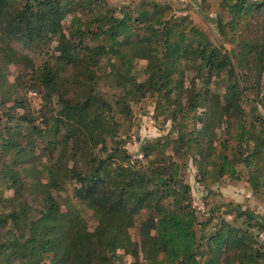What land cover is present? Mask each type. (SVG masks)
Masks as SVG:
<instances>
[{"label": "trees", "instance_id": "trees-1", "mask_svg": "<svg viewBox=\"0 0 264 264\" xmlns=\"http://www.w3.org/2000/svg\"><path fill=\"white\" fill-rule=\"evenodd\" d=\"M141 4L118 10L109 0H0V34L5 41L23 45L58 43V63L55 67L43 66L41 82L48 91L47 101L57 96L61 107L51 125L34 130L42 138L63 132L62 141L57 143L59 154L45 164L37 163L39 147L24 144L21 139L23 115L18 117L17 126L9 125L0 132V184L14 192L4 200L11 209L0 212V227L11 225L20 232L9 233L0 241V264H110L123 260L120 249L127 250L135 264H235L238 260L243 264L244 256L253 260L250 243L251 248L263 247L252 230L241 232L234 227L237 216L232 211L212 212L205 222L201 221V213L193 207L191 187L180 175L182 167L167 153L172 148L186 154L195 151L203 159L212 155L216 146L203 138L208 131L207 119L201 118L203 127L187 136L179 133L176 139L147 143L143 159L137 160L119 139L116 115L107 113L110 104L95 92L100 77L111 81L112 88L122 91L118 113L128 114L133 104L156 95V114L160 117L164 109L160 111L159 101L165 100L168 107L175 105L174 92L185 87L184 80L176 76L183 61L206 73L204 77L209 80L227 74L228 83L218 107L205 106L214 116L222 110L228 118L233 117L237 123L234 139L240 146L254 141L255 148L241 160L253 168L249 182L256 192L264 190V181L257 176L264 165V117L254 105L252 111L262 120V126L258 135L247 131L241 115L246 88L231 54L203 41L196 27L187 32L184 22L170 21L151 4ZM223 4L232 23L236 19L251 20L254 13L264 14V0H223ZM81 12L91 15L88 21L82 20ZM67 18L70 23L66 28ZM222 22L219 17L218 24ZM243 47L254 54V64L264 70V28L258 43H244ZM106 57L114 60L110 74L102 75ZM5 58V68L17 60L15 55ZM140 61L145 62L143 81L135 71ZM71 66L82 73L73 77ZM65 88L84 90V98H69L70 91L63 92ZM187 97L186 113L200 108L201 99L207 100L203 93L190 92ZM207 113L208 109L202 115ZM177 114L187 115L182 107L174 109L175 122ZM252 127L258 128L256 124ZM79 157L84 161L82 169L77 166ZM220 160L217 179L236 174L234 157L222 152ZM70 181L78 184L76 197L95 211L98 227L93 232L78 216L63 213L52 195ZM146 208L150 211L141 223L140 244H136L129 226L144 217ZM229 215L232 223L227 220ZM197 227L202 231L216 229L207 237L206 245ZM205 246L207 253L200 250Z\"/></svg>", "mask_w": 264, "mask_h": 264}, {"label": "rangeland", "instance_id": "rangeland-1", "mask_svg": "<svg viewBox=\"0 0 264 264\" xmlns=\"http://www.w3.org/2000/svg\"><path fill=\"white\" fill-rule=\"evenodd\" d=\"M109 1L118 10L123 7L133 8L139 3H142L141 5L144 3L151 4L156 10L164 12L165 17L170 21L184 22L183 25L186 26L187 32L192 27H196L198 31L202 32L203 41L227 50L232 56L235 71L241 79L242 86L246 88L242 101L244 112L241 115L243 123L248 132L259 134L262 120L256 119L252 109L254 105H257L258 113L264 117V70H262V66L254 64V54L245 49L243 44L250 43L254 45L262 39L264 14L256 15L254 13L251 16V20L236 19V22L232 23V16L224 8L223 0ZM80 16L83 21H88L91 15L81 12ZM219 17L223 18L224 22H222V25L218 24ZM69 23L70 20L67 18L65 20L66 28ZM66 28H64L65 32ZM57 45V42L23 45L10 40L5 41L0 34V132L4 133L5 127L9 125L11 127L17 126L19 124L18 117L23 115L24 120L20 123V126L23 127L24 132L21 139L24 144H34L39 147L36 154L37 163L43 164L59 154L57 143L63 139V132L57 136L48 134L45 138H42L39 136L40 133L34 130V128H37L42 131L47 125H51L53 117H56L61 107L57 96H54L51 102L47 101L49 99L48 91L41 82L43 66L51 64L55 67L58 63L57 57L59 53L57 52ZM12 55H15L14 59L17 60L5 68V56L10 58ZM113 60L114 58L112 57L104 58L102 75L110 74V64ZM144 69L145 62H138L135 71H137V78L140 81L146 78V74L143 73ZM69 73L73 77H77L82 72L71 66ZM64 75L62 74V76ZM205 75L207 74L204 72L199 73L188 61H183L182 64L178 65L176 76L184 80L185 87L182 91L176 92V94L174 92L175 105L171 103L168 107V103L165 100L159 101L160 111L164 109V114L160 115V117L156 114V105L158 103L156 95L149 96L133 104L131 114H128L118 113L117 101L121 97L122 91L112 88L111 81L100 77L101 79L95 92L100 98L110 104L107 113L110 112L116 115L120 129V132H118L119 139L123 144H126L129 153L137 160L143 159L144 147L147 143L176 139L179 133L187 136L203 127V123L200 121L201 118L207 119L208 131L206 135H203V138L206 141H213L216 146V151L212 155H209L207 159H203L198 154H195V151L186 154L177 152L172 148L167 153L182 167L180 175L185 183L191 187V199L193 202L194 200H202L206 204V214H199L201 221L205 222L212 212L227 214L232 211L237 216L236 222H233V218L230 220L231 223H234V227L241 232H245L248 229L252 230L253 234L258 237L262 231L258 233L257 230L264 229V190L261 189L256 192L254 186L249 182L253 168L247 167L241 160L245 159L255 148L254 141L248 146H240L234 139V135H237V123L233 117L228 118L226 116L228 114L226 112L222 113V110L217 113V116L210 114L209 106H205V104H211L210 107H218V100L219 98L222 99L225 93L228 75L224 74L221 78L214 77L211 80L204 77ZM195 81L196 83H194ZM67 89L70 91V94H68L69 98L75 100L84 98V90L65 88L63 92H67ZM37 91L38 94L35 96L34 93H37ZM190 92H194V94L203 93L207 100L201 99L200 108L186 113L189 108L187 95ZM16 105H19V107H15ZM167 107L169 111L166 110ZM179 107H182L187 115L181 116L177 114L178 117H176L177 121L175 122L173 120V111L174 109H179ZM207 109L208 113L202 115ZM252 124H256L258 128H253ZM50 140L54 144H51ZM237 144V149L234 150L233 146ZM42 149H45V152H41ZM222 152L237 160L234 166L236 174L227 173L222 178L217 179V167L221 165L220 155ZM83 162L81 157H79L77 162L79 169H82ZM257 176L261 177L258 179L259 181H264V165L260 166ZM77 186L76 181H70L62 190L53 191L52 195L57 199L63 213L78 216L83 226L93 232L98 227L95 211L88 208L83 200L76 197ZM13 195L14 192L12 190L5 189L0 184L1 213H6L11 209L4 200L11 198ZM149 211L150 209L146 208L143 211L144 217H139L136 224L129 226L130 235L136 244H140L141 223ZM235 214L233 217H235ZM12 232L20 235L19 230H15L11 225L0 227V241L6 240L7 235ZM197 232L199 237L203 236L205 238L203 239L205 241L204 245H206L207 237L210 238L214 235L216 229L207 227L202 231L201 227H197ZM249 245L253 260H249L247 256H244L242 259L243 264H264V246L260 244L263 247L257 248L259 249L257 250L256 248H251V243ZM200 250L207 253L206 246ZM118 253L124 256L123 260H114L110 264H135V260L127 250L120 249ZM240 261L238 260L235 264H239Z\"/></svg>", "mask_w": 264, "mask_h": 264}, {"label": "built area", "instance_id": "built-area-1", "mask_svg": "<svg viewBox=\"0 0 264 264\" xmlns=\"http://www.w3.org/2000/svg\"><path fill=\"white\" fill-rule=\"evenodd\" d=\"M34 95L36 96L37 93L35 92ZM193 207L196 209L198 213L204 214L206 212L205 203L202 200H194ZM232 218L231 215L227 216V220L230 221ZM257 240L264 246V231L260 232Z\"/></svg>", "mask_w": 264, "mask_h": 264}]
</instances>
